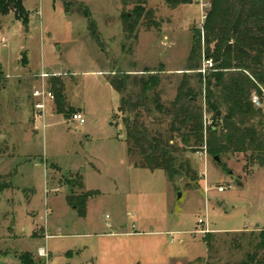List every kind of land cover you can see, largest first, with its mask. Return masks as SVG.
Instances as JSON below:
<instances>
[{
	"label": "rangeland",
	"instance_id": "rangeland-1",
	"mask_svg": "<svg viewBox=\"0 0 264 264\" xmlns=\"http://www.w3.org/2000/svg\"><path fill=\"white\" fill-rule=\"evenodd\" d=\"M21 2L22 17L13 9L0 15L5 76L0 134L20 123L19 113L31 116L29 135L16 137V147L0 144V157L18 173L11 176L17 189L0 193V264H22V254L34 264L246 261L254 236L264 228V169L244 170L243 159L230 158L222 170L208 155L205 163L200 151L187 156L196 170L194 180L134 168L117 112L119 97L107 80L115 73L162 69L160 96L170 100L169 91L179 85L182 73L169 71L186 69L194 30H202L210 0L186 5L173 0H66L73 2L68 9L61 0ZM137 5L144 12L135 39L124 31L122 14ZM85 10L96 24L99 43L88 30ZM42 71L50 76L49 86L51 77L63 82L66 106L67 97L80 108L83 125L71 121L78 110L57 115L55 103L46 107L43 130L35 121L30 94ZM3 162L0 174L8 172ZM83 193L91 196L85 217L67 201L71 194ZM205 229L208 233L202 234ZM41 248L47 257H38Z\"/></svg>",
	"mask_w": 264,
	"mask_h": 264
},
{
	"label": "trees",
	"instance_id": "trees-1",
	"mask_svg": "<svg viewBox=\"0 0 264 264\" xmlns=\"http://www.w3.org/2000/svg\"><path fill=\"white\" fill-rule=\"evenodd\" d=\"M21 1L0 0V15L13 9L22 17ZM61 1L66 9L73 4ZM173 1L185 5L193 2ZM143 12L137 5L130 14H122L123 29L129 37L136 39ZM206 13L202 30H194L186 69L171 101L165 102L160 96L162 69H145L138 75L115 73L107 78L120 98L117 112L122 116L127 155L134 168L194 180L196 170L187 156L205 149L222 170L230 158L243 159L244 170L256 166L264 169V107L255 108L251 102L257 94L264 103V0H210ZM82 14L92 38L99 43L92 16L87 10ZM203 55L214 62L204 78L198 72ZM4 79L0 66V90L4 89ZM49 83L57 115L73 113L75 109L66 106L63 82L51 77ZM205 113L211 115V125L204 126ZM11 176H0V193L12 188ZM75 178L80 180L78 175ZM90 197L88 193L71 194L67 201L85 217ZM203 242L209 247L205 237ZM251 246L252 253L242 264H264V228L254 236ZM260 252L262 258H258ZM20 261L34 264L26 254Z\"/></svg>",
	"mask_w": 264,
	"mask_h": 264
},
{
	"label": "built area",
	"instance_id": "built-area-1",
	"mask_svg": "<svg viewBox=\"0 0 264 264\" xmlns=\"http://www.w3.org/2000/svg\"><path fill=\"white\" fill-rule=\"evenodd\" d=\"M201 62H202V66L198 72L204 78V76L209 71H211L213 69L214 62H212V60L210 58L205 57L204 55L202 56ZM37 78L39 80V85L34 87L33 90L31 91V98L33 100L32 111H33V116H34L35 121L41 122V124H42L41 128L43 130L45 128L44 113L46 111V107L49 104L53 105L55 103V99H54V95L51 91L50 86L46 82V80L49 79L50 76L42 71L39 75H37ZM262 93L264 94V91ZM251 102L253 104V107H255V108H263L264 107L263 101L261 100V98L257 94L253 95ZM71 121H73V122L75 121L79 125H83L85 123L84 117L77 112L72 114ZM212 122L213 121H212L211 115L205 113L204 114V126L211 125ZM199 153H200V155L204 156L205 163H207V161H206L207 154L205 152V149H203V151H201ZM199 176L204 177L205 173H202V174L199 173ZM222 191H223L222 188L218 189V192H222ZM198 224H200V225L203 224V221L199 220ZM201 233L206 234V233H208V231L205 229L204 231H201ZM47 254H48V252L45 248H41L38 250V256L39 257L45 258V257H47Z\"/></svg>",
	"mask_w": 264,
	"mask_h": 264
},
{
	"label": "crops",
	"instance_id": "crops-1",
	"mask_svg": "<svg viewBox=\"0 0 264 264\" xmlns=\"http://www.w3.org/2000/svg\"><path fill=\"white\" fill-rule=\"evenodd\" d=\"M185 59V58H184ZM144 71V70H143ZM171 71H173L174 73H176V74H183L184 72H185V70H184V72H183V70H181V69H171L169 72H171ZM127 73H130V72H127ZM139 73H141V72H138V73H130V74H139ZM162 73H164L165 74V72H162ZM161 73V74H162ZM172 73V72H171ZM171 73H167V74H171ZM177 88V87H176ZM176 88L175 87H172V89H170V91H169V93H170V95L172 94V97H171V99L170 100H165L164 98V100L165 101H171L172 100V98H174V94H175V90H176ZM66 99H67V102H68V104H69V107H71V108H75L76 110H78V112L77 113H79L80 115H82L83 114V112L80 110V108H78V107H76V106H72L71 104H70V100L66 97ZM162 99V100H163ZM30 100H31V104H33V100H32V98H31V94H30ZM119 100H120V98H119ZM163 100V101H164ZM32 106V105H31ZM20 117V123H18L17 125H8V127L0 134V144H4V143H8V144H12V145H14V147H16L15 145H17V140H16V137H21V136H25L26 137V135H29L28 133H26L27 132V129L29 128V125H30V123H29V118L31 117L30 116V113L29 112H21V113H19L18 114ZM82 116H84V115H82ZM35 123V122H34ZM34 123L32 124V130L33 131H37L36 130V128L34 127ZM15 126H17V127H15ZM9 133V135H6V134H8ZM34 134H35V132H34ZM30 136H33V134L32 135H30ZM0 161H4L3 162V164L5 165L6 164V166H8L9 168H8V172L7 173H5V174H0V176H6V175H9L10 173H12V175L15 177V176H17L18 175V173H17V171L16 172H12V171H10V168H11V166H10V162H9V160H4L3 158H1L0 157ZM13 170V169H12ZM14 188H16L15 186H13L12 185V189H14ZM17 189V188H16ZM19 189V188H18ZM11 190V189H10ZM6 192V191H5ZM5 195H7V192L5 193ZM12 212V211H11ZM11 212H8V214H10ZM6 216H8L7 214H6ZM32 235L34 236V230H33V233H32ZM46 237H47V235H46ZM37 255H38V253H37ZM39 257V256H38Z\"/></svg>",
	"mask_w": 264,
	"mask_h": 264
},
{
	"label": "water",
	"instance_id": "water-1",
	"mask_svg": "<svg viewBox=\"0 0 264 264\" xmlns=\"http://www.w3.org/2000/svg\"><path fill=\"white\" fill-rule=\"evenodd\" d=\"M217 116L219 117L220 116V113L218 112L217 113ZM217 160V159H216ZM176 177V179H178V177L177 176H175ZM178 185V184H177ZM259 225H257V227H258Z\"/></svg>",
	"mask_w": 264,
	"mask_h": 264
}]
</instances>
